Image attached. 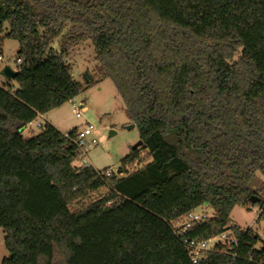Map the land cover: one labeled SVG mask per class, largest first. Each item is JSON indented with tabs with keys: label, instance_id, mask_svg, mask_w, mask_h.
Returning <instances> with one entry per match:
<instances>
[{
	"label": "trees",
	"instance_id": "16d2710c",
	"mask_svg": "<svg viewBox=\"0 0 264 264\" xmlns=\"http://www.w3.org/2000/svg\"><path fill=\"white\" fill-rule=\"evenodd\" d=\"M5 39L20 63L0 86L2 264H264V241L231 220L236 206L264 214L250 188L264 175V0H0ZM87 42L98 79L84 86L66 57ZM108 77L139 127L141 169L75 165L77 129L19 132ZM203 206L213 216L177 233ZM226 230L237 244L192 262L185 239Z\"/></svg>",
	"mask_w": 264,
	"mask_h": 264
},
{
	"label": "rangeland",
	"instance_id": "374dc122",
	"mask_svg": "<svg viewBox=\"0 0 264 264\" xmlns=\"http://www.w3.org/2000/svg\"><path fill=\"white\" fill-rule=\"evenodd\" d=\"M7 27V24H6ZM59 38L54 41L52 46L59 49ZM18 42L14 39H5L0 42V71L6 65L12 68L17 67ZM67 61L72 66L71 73L73 77L87 85L88 77L98 79L97 61L95 59V50L90 42L84 43L76 50L71 52ZM0 80L4 78L0 75ZM14 84L15 81H13ZM79 104H84L86 112L83 117H77L73 111L72 103L66 102L60 107L52 109L42 117H38L23 130L24 136H33L40 132L38 123H48L54 125L63 133L73 129L83 130L89 124L93 126L92 135L87 137V142L91 146L86 149V156L93 168L97 171L105 172L112 170L118 172L122 160L130 154L134 146L141 140L139 127L133 121L131 114L115 84L110 78H104L96 84L90 85L83 93L75 98ZM132 125L134 127L130 128ZM113 132V133H111ZM96 142L92 144L91 140ZM139 159L125 168L123 174H117L119 177L131 174L141 169L146 164L147 151L140 146ZM75 165L83 164V159L78 158ZM264 175L258 171L250 182V188L257 192L258 198L264 199ZM107 193V189L101 191V195ZM210 213L213 210L206 206ZM200 211V209H199ZM261 214L260 207L253 206L251 210L236 206L231 213L232 225L237 224L242 228H251L264 240V214ZM9 256V251L5 246V235L0 230V264L5 257Z\"/></svg>",
	"mask_w": 264,
	"mask_h": 264
},
{
	"label": "built area",
	"instance_id": "2783aa9c",
	"mask_svg": "<svg viewBox=\"0 0 264 264\" xmlns=\"http://www.w3.org/2000/svg\"><path fill=\"white\" fill-rule=\"evenodd\" d=\"M2 60V56L0 55V61ZM17 63H20V60H17ZM17 70V67L15 68ZM18 71V70H17ZM1 86V85H0ZM73 105V111L77 117H83L86 112V107L84 104H79L72 99L70 101ZM43 115H39L42 117ZM30 123L28 126H30ZM44 123H38V127H43ZM27 126L24 127L26 130ZM93 126L88 125L83 130L76 132L75 136L72 138V141L77 145L80 155L79 157L83 159V166L88 168H92V164L88 160L86 156V149L87 147L91 146L90 143L87 142V137L92 135ZM66 136H68L66 134ZM92 144L96 141L93 139L91 140ZM113 173L121 174L118 172H114L112 170H107L103 173L105 176H111ZM200 209V211H199ZM213 216L212 213L209 212L207 208L200 207L195 211L190 212L187 214L180 223L173 224L174 229L179 234H185L188 230H190L196 223L204 222ZM260 242H263V238L259 236ZM187 248L189 249V254L193 263H199L205 260L208 257V253L213 251L217 248V246H223L225 248H232L233 245L237 244L236 235L233 234L231 230H226L221 234L211 237L206 240H199V239H185L184 240Z\"/></svg>",
	"mask_w": 264,
	"mask_h": 264
},
{
	"label": "water",
	"instance_id": "95a60500",
	"mask_svg": "<svg viewBox=\"0 0 264 264\" xmlns=\"http://www.w3.org/2000/svg\"><path fill=\"white\" fill-rule=\"evenodd\" d=\"M0 75H1L4 79H6V80H8V81L16 80L17 75H18V71L15 70L14 68H12V67L9 66V65H6V66H4V67L2 68V70L0 71ZM132 127H134V125H132L130 128H132ZM23 130H24V127L21 128V129L19 130V132H23ZM111 133H113V132H111ZM142 145H143V141L140 140V141L134 146V149H137V148H139V147L142 146Z\"/></svg>",
	"mask_w": 264,
	"mask_h": 264
},
{
	"label": "crops",
	"instance_id": "0c3cea01",
	"mask_svg": "<svg viewBox=\"0 0 264 264\" xmlns=\"http://www.w3.org/2000/svg\"><path fill=\"white\" fill-rule=\"evenodd\" d=\"M5 81H6V79L0 80V85H3ZM13 84H14V82H13ZM14 86H16V84H14ZM45 122H48V121L45 120Z\"/></svg>",
	"mask_w": 264,
	"mask_h": 264
}]
</instances>
